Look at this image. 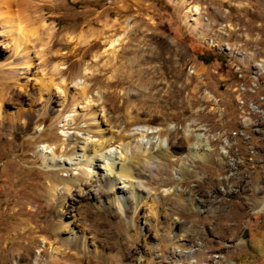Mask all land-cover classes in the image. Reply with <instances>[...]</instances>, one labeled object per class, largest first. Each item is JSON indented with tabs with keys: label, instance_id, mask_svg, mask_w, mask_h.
<instances>
[{
	"label": "rangeland",
	"instance_id": "374dc122",
	"mask_svg": "<svg viewBox=\"0 0 264 264\" xmlns=\"http://www.w3.org/2000/svg\"><path fill=\"white\" fill-rule=\"evenodd\" d=\"M194 6L200 25L190 20ZM10 7L0 0L1 116L18 121L47 112L15 129L0 126V264H32L39 250L47 261L56 249L67 264H264V0H11ZM6 14L12 32L4 27ZM16 25L27 36L28 61L16 53ZM125 25L112 54L106 40L122 35ZM85 69L95 75L88 95L101 91L108 117L128 137V153L138 144L144 154L168 148L167 132L179 130L199 138L215 158L212 139L220 136L218 152H229V159L200 164L186 148H170L169 161L153 160L139 184L142 203L117 184L127 205L120 216L112 194L94 183L114 175L105 170L109 159L96 160L93 152L109 127L101 123L95 136L62 131L55 118L68 107L63 95L40 91L50 78L81 77ZM153 110L163 115L146 114ZM73 135L79 141L67 145ZM85 143L92 180L68 190L55 180L79 175ZM121 148L97 155L119 157ZM52 159L63 166H52ZM183 167L196 177L182 175ZM219 178L245 182L233 195L219 185L209 199L190 191L200 180L209 193ZM252 197L262 204L240 220L226 219L232 202L249 204Z\"/></svg>",
	"mask_w": 264,
	"mask_h": 264
},
{
	"label": "bare ground",
	"instance_id": "6f19581e",
	"mask_svg": "<svg viewBox=\"0 0 264 264\" xmlns=\"http://www.w3.org/2000/svg\"><path fill=\"white\" fill-rule=\"evenodd\" d=\"M223 1H227V0H223ZM1 3L4 4V9L8 12V10L11 8L10 7L11 0H1ZM189 12L191 13V16H194V18L193 19L191 18L190 20L196 21L200 25V8L198 6L191 7ZM2 13L5 14V12H2ZM6 15H7V17H3L4 27L8 28V30L10 32H12L13 31V23L8 18L9 17L8 14H6ZM19 22H18V24H19ZM21 24L22 23L20 22V25ZM16 27H17V30L15 29V31H14L16 33V36H15V38H13V41L15 43L14 45H15L16 53L19 54L25 61H28L30 54H29V48L27 47L28 46L27 45V42H28L27 36L25 35L22 27H18V25H16ZM128 27H129L128 25H125V27L123 28V34L118 36L117 38H110L109 37L106 40V43L109 45V49L112 51V54L114 53L113 49H115V47L117 45H119L120 43L123 42L124 37L126 35L125 33L127 32ZM189 30H192L193 32H198L197 27H193V26H189ZM20 56H18V57H20ZM139 60L141 62H144V58H140ZM25 70H28V68H26ZM53 73H57V75L59 74L60 76L62 75V73H60V72L58 73L57 68L53 69ZM21 74H23V73H21ZM92 76L95 77L94 72L89 71V69H85L83 76H81V77L77 76V77H73V78H70L69 80H65V81L63 79L60 81L59 80L57 81V80L50 78V80L48 82H43L41 84L42 87H41L40 91L46 92L49 90V88L50 89L55 88L56 90H59L60 93L63 95V97H64L63 98L64 99L63 106L66 103V105H68V107L65 111H58L56 118H55L56 122L63 124L62 125V131H69L71 129H74L75 131H84L87 134H92V136H95L96 133L94 130H96V132H100L98 130H100L101 123H106V125L109 127V133H110L109 137L105 140L103 139V141L100 143L99 149H94L93 152H94L95 156L100 157L98 159L96 157V160L101 161L102 158L109 159L110 162L105 166V170L107 172H111V173L114 170V175H113V177H110V176L107 177V175H106V177L103 176L101 181H99V179H98V181L96 180V181H94V183L95 182H101V186L103 187L104 191L108 194H112V201L111 202L117 208L120 216L126 212L127 205H125L126 204L125 199L122 198L124 188L121 189V187L117 186V184L122 183L124 185H128V188L126 191L128 194H130L132 200H135L137 203H142L143 199L141 198V195L139 194V192H143V190L141 191L139 184L143 183V179L145 180V176H147L146 173L149 172V167H150V164L153 160L157 161L158 163H162L163 161H169V156H172L171 152H170V148H173V147H178V148L184 147V148H186V150L190 154V157L194 161H196L200 164L207 163V162L215 163V160L220 162L222 159H224V160L229 159V157H228L229 152H226V151L218 152V145L221 142L220 136L212 139V142L213 141L217 142L216 148L213 150L215 152V155L218 157V158H215L214 155H212V154L210 155V153H207L208 151H207V149H205V145H203V146L201 145L199 138L194 137V135L192 133L190 135L189 134L188 135L181 134V132H179V130H175L173 132H167V133H169L168 134V148L164 149L160 145V147L155 152L152 151L153 153L144 154L143 150L145 149V145L137 143L138 145H135L137 147L134 149H131V151H129L130 153H128L127 150L130 148V146H129V144H126V145L124 144V141L128 137L124 133V129L118 130L117 127H119V125L117 126L115 124V122L112 121L110 117H108L107 110L105 109V97L102 95L101 91H97L95 93V95H91V96L88 95V92H87L88 83H89V79H91ZM71 84L73 85L72 87L70 86ZM69 88L74 89V92L68 93ZM1 95H2V93L0 92V96ZM40 96H41V94L39 95V97ZM66 97H68L67 102L65 100ZM53 110H54V108L52 107L50 111H53ZM46 112L47 111L45 109H43L41 111V113H38V114L31 113L30 115H27L25 119H18V121H15L12 118H10V119H8V121H6L3 119V117L1 116V113H0V126H3L5 123H9L10 126L12 127V129H15L17 124L18 125L19 124H25L26 121L31 118V115L32 116L34 115L37 118H40V117L44 116L46 114ZM152 112H154V110L148 111L146 114H148L150 116H155L154 119H156V117H160L163 115V112L161 110L159 112H157L156 114H154ZM126 117L131 118L129 112L126 114ZM97 120H100V122H98ZM80 123L85 124V129L81 130L78 128ZM113 128H117V130L113 131ZM146 133L148 135L149 132L147 131ZM77 141H79V137L77 135H73L72 137H70V139H68L67 145L77 144ZM209 142H211V141H209ZM114 144H118L122 147L121 148L122 149V151H121L122 155L120 154L119 157H117L116 154L115 155L109 154L107 156V152H104L105 153L104 155L103 154L97 155L98 153H101L103 150H105L107 148H111L112 146H114ZM45 147L48 149L50 147V145H45ZM75 148L78 149L77 147H75ZM80 150L83 151L84 154H83L82 158L83 159L85 158V160H84V163L82 164L84 166L80 168L79 175L77 177H75L74 180H72V181H62L60 179L55 180L58 183L59 182L63 183L65 185L66 189H68V190L71 189L72 186L76 187V186L85 185L86 179L92 180L91 177L93 175L88 170V167H91V164L93 163V159L91 160V158H89V155L85 156V154L89 151V145L85 143L83 148H81ZM56 151H58V149L56 147H53V153H55ZM64 153H67V150H65ZM230 161L231 160L228 161V165L233 166V164H231ZM102 162L104 163V160ZM50 164H52V166H63L60 161H55L53 159H52V162H50ZM216 166H217V164H216ZM219 167H220V165H219ZM221 167L223 169H226L227 168L226 163L222 164ZM98 168H99V166H98ZM181 172H182V175H184V176L188 175L189 178H191L192 176L196 177L194 172H191V174H190L189 173L190 170L184 169V167L181 168ZM148 176H150V175H148ZM147 181H149V180H147ZM238 181H240V180L232 179V178L220 179V181L217 180V183H215L213 185L212 191L209 193H206V192L204 193L203 189L205 188V181L201 182L200 180H197L196 186L193 189H191L190 191L192 193L200 196V197H203L204 199H209L213 196V194L218 195V191H217L218 186L222 185V186H224V190L226 191V193L228 195L229 194L233 195L232 188L234 189V187H240L239 185H237ZM240 182H245V181L242 180ZM182 183H185V181H183ZM245 189H246V186H245L244 190L240 189L239 192H241V191L246 192ZM144 193H146V192H144ZM238 195H240V194H238ZM236 197H237V199L239 198V196H236ZM251 200L252 201L249 204L244 203L241 198H240L239 202H232L231 208H232V210H234V213H232L231 216L230 217L228 216L226 219H231L234 221H236V219L240 220L241 217L245 216V213H246V212L244 213L245 210H247V209L251 210V209L255 208L256 206L258 207L259 205L262 204V202L258 201V199H256V197H252ZM132 203H133V201H132ZM220 203L222 204V201ZM175 205L180 207V209L183 211V209H184L182 207L183 205H179L176 203H175ZM110 207H112V205ZM196 212L202 213L200 211V209L197 207H196ZM222 216L224 217V215H222ZM217 217L222 218L220 216H217ZM41 243H42V246L44 247L46 241L44 239H42ZM48 250H49V248H48ZM42 252H43V250H39L35 253V257L33 258L32 264H67V262H66V256L67 255L60 257L59 256L60 251L58 249H56L55 252L52 253L53 255H51L49 260H47V261L44 260L42 254H41Z\"/></svg>",
	"mask_w": 264,
	"mask_h": 264
}]
</instances>
